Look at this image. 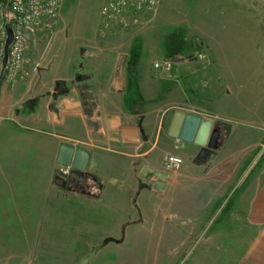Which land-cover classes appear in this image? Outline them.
<instances>
[{"label":"crops","instance_id":"obj_1","mask_svg":"<svg viewBox=\"0 0 264 264\" xmlns=\"http://www.w3.org/2000/svg\"><path fill=\"white\" fill-rule=\"evenodd\" d=\"M81 46L63 67L53 60L35 64L16 87L0 86V264H36L38 258L79 264L107 238L94 257L119 252L131 230L151 220L150 209L161 210L168 240L177 243L167 260L186 264L193 254L201 264L220 253L227 264H264V164L244 169V153L264 138V95H255L258 101L157 95L142 88L149 81L140 75L141 95H131L116 60H90L96 54ZM177 108L208 117L219 129L212 161L198 165L199 146L168 135ZM62 142L89 152L87 170L101 183L93 196L55 182ZM167 154L181 156L183 164L156 190L149 170H162ZM215 222L204 236L202 229ZM187 228L195 229L193 236Z\"/></svg>","mask_w":264,"mask_h":264},{"label":"rangeland","instance_id":"obj_2","mask_svg":"<svg viewBox=\"0 0 264 264\" xmlns=\"http://www.w3.org/2000/svg\"><path fill=\"white\" fill-rule=\"evenodd\" d=\"M101 5L102 0H63L53 31L28 37L26 69L37 70L52 60L63 67L82 43L80 51L96 54L90 60L118 62L116 74L131 95H141L139 75L149 81L142 88L157 95H248L249 100L264 95V0H159L155 7L131 16L126 26L105 23ZM164 60L171 62L168 70L153 67L155 61ZM263 152L264 138L243 152L248 173L263 166L258 162ZM149 215L151 220L131 230L133 238L123 250L113 254L103 250L88 263L178 264L165 259L177 243L168 240L169 227L162 224L161 210L150 209ZM218 224L202 229L203 235ZM186 230L191 236L195 233L194 228ZM218 254L217 259L203 258L200 263L227 264V255ZM194 257L191 254L186 264H195ZM36 260V264H69L60 259Z\"/></svg>","mask_w":264,"mask_h":264},{"label":"built area","instance_id":"obj_3","mask_svg":"<svg viewBox=\"0 0 264 264\" xmlns=\"http://www.w3.org/2000/svg\"><path fill=\"white\" fill-rule=\"evenodd\" d=\"M159 0H102L101 19L109 24L128 25V20L136 13L151 9ZM63 0H0V86L15 85L27 74L29 62L27 50L28 37L34 34L51 33L59 17ZM6 25L12 32V40L7 48L6 62L3 67L4 46L7 38ZM157 70H168L169 60L155 61ZM183 159L177 154H167L163 158L162 170L177 172ZM56 170L67 174L68 166L57 165Z\"/></svg>","mask_w":264,"mask_h":264},{"label":"water","instance_id":"obj_4","mask_svg":"<svg viewBox=\"0 0 264 264\" xmlns=\"http://www.w3.org/2000/svg\"><path fill=\"white\" fill-rule=\"evenodd\" d=\"M7 38L4 46L3 67L6 62L7 48L12 40V32L6 25ZM183 59H179L182 62ZM122 68V67H120ZM168 135L191 142L199 146L196 156V163L204 165L207 161H212L216 156V151L220 145L219 129L213 125L212 119L203 117L200 114L188 112L183 109H175L168 127ZM89 152L80 145H73L62 142L56 157L57 165L68 166L67 174L55 171V182L68 191L79 192L81 194L92 195L91 189L96 185L101 189V183L93 177L87 170ZM152 186L156 190H162L166 185V180L170 173L158 169H150ZM110 239H105L101 244L93 246L89 253L84 256L79 264H88L99 250Z\"/></svg>","mask_w":264,"mask_h":264},{"label":"trees","instance_id":"obj_5","mask_svg":"<svg viewBox=\"0 0 264 264\" xmlns=\"http://www.w3.org/2000/svg\"><path fill=\"white\" fill-rule=\"evenodd\" d=\"M258 162H259V165H260L262 162H264V152L261 154V156H260Z\"/></svg>","mask_w":264,"mask_h":264}]
</instances>
